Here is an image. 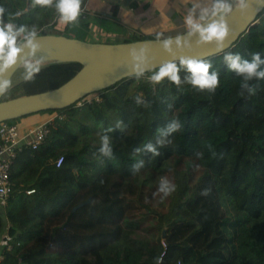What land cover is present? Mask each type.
Segmentation results:
<instances>
[{
	"label": "trees",
	"instance_id": "obj_1",
	"mask_svg": "<svg viewBox=\"0 0 264 264\" xmlns=\"http://www.w3.org/2000/svg\"><path fill=\"white\" fill-rule=\"evenodd\" d=\"M30 5L0 0L5 22L39 34L96 41L95 31L125 32L114 20L117 5L107 17L83 8L70 25L59 22L54 8ZM257 18L258 25L230 48L204 59L219 72L214 93L188 84L178 88L166 78L153 84L155 68L65 108L37 112L65 117L48 124L37 148L16 150L12 191L0 204V264H264V79L250 81L255 94L241 96L242 78L223 63L228 52L264 58V9ZM155 38L132 31L123 41ZM80 67L46 63L32 81L15 83L1 99L53 89ZM92 94L99 100L88 102ZM172 120L181 127L157 145L159 156L134 152L155 145ZM106 133L113 141L111 159L98 153ZM140 160L143 166L134 172ZM162 177L176 186L163 199L155 194Z\"/></svg>",
	"mask_w": 264,
	"mask_h": 264
},
{
	"label": "clouds",
	"instance_id": "obj_2",
	"mask_svg": "<svg viewBox=\"0 0 264 264\" xmlns=\"http://www.w3.org/2000/svg\"><path fill=\"white\" fill-rule=\"evenodd\" d=\"M83 0H31V7H52L55 9L60 23L70 25L76 23L80 18ZM264 5V0H259ZM249 9V0H204L203 3L196 2L188 9L184 18L186 25V35L177 36L175 39L168 38L161 40V34H157V43L162 51L173 56L170 61H164L149 77L150 82L159 84L165 78L178 88L182 84L191 85L198 91H208L214 93L219 86V72L212 70L209 61L196 59L187 56L179 57L178 63L175 51L190 48L191 38L196 36L197 46L213 44L217 53L225 48V42L230 34L227 18L238 11L244 14ZM21 13H16L19 16ZM5 9L0 7V96L6 94L12 87L11 78L7 75L10 69L20 66L24 69L23 80L32 81L44 66L45 57L35 58V54L40 51L41 45L38 43L40 37L35 28L29 29L26 25L17 26L12 22H5ZM27 50V51H25ZM148 49L141 46L139 49L129 50L130 72L136 77L144 76L148 70ZM223 63L227 70L242 78L239 95L244 96L255 94L256 89L250 81L264 79V58L260 52L251 54V59H243L239 53L228 52L223 56ZM183 71V78L179 73ZM137 103H142L139 97ZM178 120L170 121L164 129L160 130V138L156 144L148 143L143 149H134L135 153H152L159 156L157 145L164 144V137L180 129ZM108 129L107 132H112ZM98 153L101 157L113 158V141L107 133L101 136ZM143 160L133 164V171H138L143 166ZM175 184L167 178H161L157 192L161 199L168 197L175 191Z\"/></svg>",
	"mask_w": 264,
	"mask_h": 264
},
{
	"label": "water",
	"instance_id": "obj_3",
	"mask_svg": "<svg viewBox=\"0 0 264 264\" xmlns=\"http://www.w3.org/2000/svg\"><path fill=\"white\" fill-rule=\"evenodd\" d=\"M264 9L259 0H249V9L241 14L234 11L228 18L227 23L230 34L226 39L225 48H230L243 33L251 27L258 25V14ZM186 31L160 37L161 40L186 35ZM38 43L49 62H75L81 67L68 79L57 87L31 94H24L8 99L0 96V122L20 118L25 115L37 113L43 110H58L65 108L88 94L98 92L124 78L134 76L130 72L129 50L139 49L144 46L148 49V70L158 68L164 61H170L173 56L165 53L155 39H142L133 41L102 42L88 41L66 36L63 34H39ZM197 37L193 36L190 48L175 51L177 62L179 57L187 56L204 60L210 56L221 54L215 51L213 44L197 46ZM27 51V50H25ZM19 66L10 69L7 75L11 78ZM146 71V72H147ZM87 199L74 207V210L86 203ZM164 234V231H163Z\"/></svg>",
	"mask_w": 264,
	"mask_h": 264
},
{
	"label": "crops",
	"instance_id": "obj_4",
	"mask_svg": "<svg viewBox=\"0 0 264 264\" xmlns=\"http://www.w3.org/2000/svg\"><path fill=\"white\" fill-rule=\"evenodd\" d=\"M196 2L203 3L204 0H83L82 8L91 13H100L99 15L104 17L112 6L117 5V16L114 20L123 26L125 32L112 37L123 41L130 38L132 31L144 34L159 33L160 37L186 31L184 18L188 9ZM107 37L110 36L96 35V41L112 40ZM52 116L48 113H35L21 118L18 123L22 128H27L45 122Z\"/></svg>",
	"mask_w": 264,
	"mask_h": 264
},
{
	"label": "built area",
	"instance_id": "obj_5",
	"mask_svg": "<svg viewBox=\"0 0 264 264\" xmlns=\"http://www.w3.org/2000/svg\"><path fill=\"white\" fill-rule=\"evenodd\" d=\"M93 99L99 100V97L96 95L92 98H87L86 100L91 102ZM54 118H63V116L57 113L47 121L27 128H22L18 122H0V204L6 202L12 191L13 184L10 180L9 174L16 150L21 149L22 147H30L31 149L37 148L48 134V124ZM61 162L62 157L60 156L55 160V165L59 166ZM32 191L33 190H28L26 192L30 193ZM10 247L11 246L8 245V249Z\"/></svg>",
	"mask_w": 264,
	"mask_h": 264
},
{
	"label": "rangeland",
	"instance_id": "obj_6",
	"mask_svg": "<svg viewBox=\"0 0 264 264\" xmlns=\"http://www.w3.org/2000/svg\"><path fill=\"white\" fill-rule=\"evenodd\" d=\"M258 23H259V21H258ZM94 33V35H98L99 37H101V35L100 34H98V32L97 31H95V32H93ZM107 38H111L112 40H108V42H116L117 41V38L118 37H112V36H110V37H107ZM41 56H44L42 53H36L35 54V58H39V57H41ZM45 62H46V60H45ZM44 62V63H45ZM23 74H24V69L22 68V67H18V69L14 72V74L12 75V77H11V81H12V85H14L15 83H17V82H19V81H21V80H23ZM27 94V93H26ZM94 96H96L95 94H92V95H90V96H88V98H92V97H94ZM58 112H51V113H49L50 115H54V114H57ZM62 116H63V118L65 117L63 114H61ZM52 250H55V248H54V246H52V248H51Z\"/></svg>",
	"mask_w": 264,
	"mask_h": 264
},
{
	"label": "bare ground",
	"instance_id": "obj_7",
	"mask_svg": "<svg viewBox=\"0 0 264 264\" xmlns=\"http://www.w3.org/2000/svg\"><path fill=\"white\" fill-rule=\"evenodd\" d=\"M37 53H41V52H37ZM44 55V53H42ZM45 57V56H44ZM46 60V59H45ZM47 61V60H46Z\"/></svg>",
	"mask_w": 264,
	"mask_h": 264
}]
</instances>
